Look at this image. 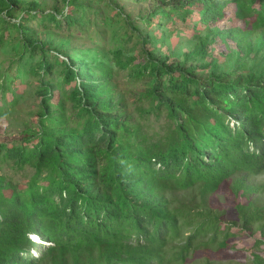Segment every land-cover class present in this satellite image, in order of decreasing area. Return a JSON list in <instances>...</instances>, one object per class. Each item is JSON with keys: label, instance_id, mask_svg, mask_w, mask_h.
Segmentation results:
<instances>
[{"label": "trees", "instance_id": "trees-1", "mask_svg": "<svg viewBox=\"0 0 264 264\" xmlns=\"http://www.w3.org/2000/svg\"><path fill=\"white\" fill-rule=\"evenodd\" d=\"M62 1L0 0V118L23 86L37 98L36 122L0 141V168L26 174L0 171V264H192L237 233L264 264V184L249 180L264 171V0H153L140 16ZM98 17L114 47L64 45ZM118 73L142 85L134 117Z\"/></svg>", "mask_w": 264, "mask_h": 264}, {"label": "rangeland", "instance_id": "rangeland-1", "mask_svg": "<svg viewBox=\"0 0 264 264\" xmlns=\"http://www.w3.org/2000/svg\"><path fill=\"white\" fill-rule=\"evenodd\" d=\"M41 7L45 8L46 10L53 9L54 6L57 9L61 10L63 8V1L62 0H40ZM120 6H123L127 12H130L133 16H140L142 13L146 11V8L149 5H152L153 0H117ZM113 13V11H112ZM99 20L98 24L94 22L90 24L86 31L76 32V33H69L67 34L70 36L69 44L64 42L65 46L68 47H89L93 50L99 49L100 51L108 50V47H114L112 45L107 46V41L112 40L110 37V33L112 32L113 25L111 27H106L102 24L101 17H98ZM35 20L32 22V25L35 24ZM99 26L104 31L106 30L107 33H101L99 35L94 34L93 29ZM64 35L63 36H67ZM57 37L59 33L50 32L46 34L47 37ZM182 40V39H181ZM180 40V41H181ZM179 39L177 37H173L169 42L168 45L171 47L172 45L177 46ZM101 45L105 50H102ZM223 45L220 43L218 47H222ZM184 48V46H183ZM1 56V52H0ZM1 58V57H0ZM110 59V57L108 58ZM110 61V60H109ZM7 64L4 62L0 65V68L6 66ZM14 69L12 68L9 71L10 75H13ZM113 80L116 82V88L119 92L123 95V105L126 106V110L131 114V116H135L134 112V100L136 99L139 91L141 90V84H132L126 80L123 73H118L114 75ZM21 87L19 86V89ZM23 97L22 101L17 104L16 109L11 111L9 114H6L5 117L0 118V141H12L14 139H18L20 131L22 128L28 123H35L36 118L34 115V107L37 103V98L34 96L29 95V88L27 86H23ZM10 170L9 166H3L0 168V171H4L8 173ZM12 175V173H8ZM26 175V174H25ZM24 174L18 173L16 176H13L17 181H23L26 177ZM250 181L264 184V171L257 174L251 175L249 177ZM16 183V182H14ZM23 183V182H22ZM22 185V184H20ZM264 193V192H263ZM182 193L178 192V195ZM234 199L233 195L230 194L228 189L226 188L225 184H223L216 195L211 197V202L216 201L218 205H228ZM233 245H230L222 250H218L215 253H206L204 257H208L209 260L213 261L212 264H250L252 259V254L249 252V248L251 242H253V237L246 236L243 233H237L233 238ZM203 256L196 257V261L192 264H203ZM202 259V261H201ZM205 259V258H204ZM202 262V263H201ZM190 263V262H188Z\"/></svg>", "mask_w": 264, "mask_h": 264}, {"label": "clouds", "instance_id": "clouds-1", "mask_svg": "<svg viewBox=\"0 0 264 264\" xmlns=\"http://www.w3.org/2000/svg\"><path fill=\"white\" fill-rule=\"evenodd\" d=\"M30 240L35 244L33 247L29 248L26 254L30 255L31 257H39L40 252L44 248L48 242L42 240L36 233H29Z\"/></svg>", "mask_w": 264, "mask_h": 264}]
</instances>
